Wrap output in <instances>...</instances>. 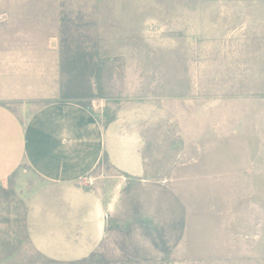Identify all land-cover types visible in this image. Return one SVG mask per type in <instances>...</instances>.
I'll use <instances>...</instances> for the list:
<instances>
[{"label": "rangeland", "instance_id": "rangeland-1", "mask_svg": "<svg viewBox=\"0 0 264 264\" xmlns=\"http://www.w3.org/2000/svg\"><path fill=\"white\" fill-rule=\"evenodd\" d=\"M47 1L63 99L138 134L145 172L93 174L89 257L6 264H264V0Z\"/></svg>", "mask_w": 264, "mask_h": 264}, {"label": "crops", "instance_id": "crops-1", "mask_svg": "<svg viewBox=\"0 0 264 264\" xmlns=\"http://www.w3.org/2000/svg\"><path fill=\"white\" fill-rule=\"evenodd\" d=\"M46 2L0 0V264L26 245L55 261L89 257L112 208L91 188L93 174L103 160L121 175L145 172L138 134L63 99Z\"/></svg>", "mask_w": 264, "mask_h": 264}]
</instances>
